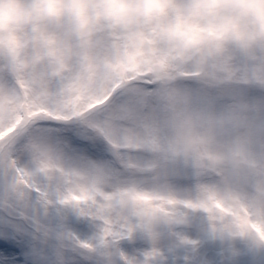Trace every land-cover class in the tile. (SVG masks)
Masks as SVG:
<instances>
[{
    "label": "rangeland",
    "instance_id": "rangeland-1",
    "mask_svg": "<svg viewBox=\"0 0 264 264\" xmlns=\"http://www.w3.org/2000/svg\"><path fill=\"white\" fill-rule=\"evenodd\" d=\"M58 42V34L39 23L23 33L0 31V243L15 249L0 248V264H264V184L244 177L210 182V175H222L217 165L223 159L211 137L193 133L183 147L162 149L154 129L144 136L121 133L105 112L110 88L83 89L86 108H48L33 97L23 113L21 93L37 78L25 75L21 57L38 64L44 54L55 55ZM152 44L151 36L141 37L133 63L139 57L152 63L160 54ZM158 63L164 82L199 75ZM150 70L134 79L151 87L155 81L144 80ZM238 70L232 95L251 86L248 66ZM193 91L170 89L169 104H187ZM150 94L132 103L143 105ZM197 99L207 103L206 96ZM128 115L125 106L121 118ZM145 151L153 155H139Z\"/></svg>",
    "mask_w": 264,
    "mask_h": 264
},
{
    "label": "clouds",
    "instance_id": "clouds-1",
    "mask_svg": "<svg viewBox=\"0 0 264 264\" xmlns=\"http://www.w3.org/2000/svg\"><path fill=\"white\" fill-rule=\"evenodd\" d=\"M36 23L56 32L59 42L55 55L44 54L38 64L22 55L23 72L37 78L22 100L39 97L48 108H86L79 99L83 89L98 93L119 80L105 106L119 132L144 136L154 129L162 149L170 143L183 147L193 133L211 137L223 159L217 165L222 175H210V182L223 185L244 177L264 184V0H0V31L23 33ZM146 35L160 54L152 63L143 57L133 63ZM160 60L199 75L192 81H161ZM240 64L248 66L251 86L232 95L228 89L241 78ZM148 69L144 80L155 81L151 87L134 79ZM77 79L79 84H72ZM181 85L194 91L187 104L171 106L168 91ZM144 93L151 94L143 105L132 103ZM125 106L130 115L121 118Z\"/></svg>",
    "mask_w": 264,
    "mask_h": 264
},
{
    "label": "snow or ice",
    "instance_id": "snow-or-ice-1",
    "mask_svg": "<svg viewBox=\"0 0 264 264\" xmlns=\"http://www.w3.org/2000/svg\"><path fill=\"white\" fill-rule=\"evenodd\" d=\"M9 227H10L13 231H17L13 226L9 225ZM0 248H3V249H4L6 252H8L9 254L15 250V249L9 248L8 245H6V244H2V243H0Z\"/></svg>",
    "mask_w": 264,
    "mask_h": 264
}]
</instances>
